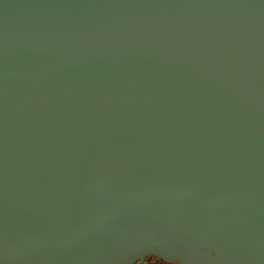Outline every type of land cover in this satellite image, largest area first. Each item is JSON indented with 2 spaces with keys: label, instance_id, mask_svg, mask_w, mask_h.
<instances>
[{
  "label": "water",
  "instance_id": "1",
  "mask_svg": "<svg viewBox=\"0 0 264 264\" xmlns=\"http://www.w3.org/2000/svg\"><path fill=\"white\" fill-rule=\"evenodd\" d=\"M264 264V0H0V264Z\"/></svg>",
  "mask_w": 264,
  "mask_h": 264
},
{
  "label": "crops",
  "instance_id": "2",
  "mask_svg": "<svg viewBox=\"0 0 264 264\" xmlns=\"http://www.w3.org/2000/svg\"><path fill=\"white\" fill-rule=\"evenodd\" d=\"M135 264H178V263L168 262L158 256L150 255V256L145 257L144 260L137 261Z\"/></svg>",
  "mask_w": 264,
  "mask_h": 264
}]
</instances>
